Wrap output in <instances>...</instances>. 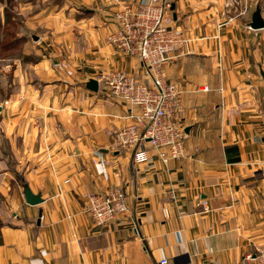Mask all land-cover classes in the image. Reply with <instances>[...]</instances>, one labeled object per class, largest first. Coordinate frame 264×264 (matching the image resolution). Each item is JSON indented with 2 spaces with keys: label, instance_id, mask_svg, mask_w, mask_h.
Masks as SVG:
<instances>
[{
  "label": "crops",
  "instance_id": "obj_1",
  "mask_svg": "<svg viewBox=\"0 0 264 264\" xmlns=\"http://www.w3.org/2000/svg\"><path fill=\"white\" fill-rule=\"evenodd\" d=\"M59 1L30 6L40 57L18 68L0 101V264H257L264 29L248 28L253 12L245 22L207 0H168L188 41L163 69L181 94L186 151L146 171L130 152L109 150L128 108L85 88L101 73L144 81L138 59L109 43L117 0ZM23 186L42 202L27 205ZM112 188L124 191L128 211L97 226L84 196Z\"/></svg>",
  "mask_w": 264,
  "mask_h": 264
},
{
  "label": "built area",
  "instance_id": "obj_2",
  "mask_svg": "<svg viewBox=\"0 0 264 264\" xmlns=\"http://www.w3.org/2000/svg\"><path fill=\"white\" fill-rule=\"evenodd\" d=\"M170 8L168 0H120L108 40L120 55L138 59L144 81L124 72L101 73L96 78L98 89L128 108L123 117L127 124L114 134L109 150L130 152L132 162L146 171L153 169L155 161H178L186 151L179 121L181 94L163 76L164 67L184 55L188 42L175 28ZM168 196L173 198L171 192ZM83 202L84 212L97 226L110 225L128 211L126 195L119 188L86 195ZM200 207L208 211L205 201ZM255 258L257 264H264V246Z\"/></svg>",
  "mask_w": 264,
  "mask_h": 264
},
{
  "label": "rangeland",
  "instance_id": "obj_3",
  "mask_svg": "<svg viewBox=\"0 0 264 264\" xmlns=\"http://www.w3.org/2000/svg\"><path fill=\"white\" fill-rule=\"evenodd\" d=\"M207 1L209 5H219L222 16L240 15L245 22L248 21L249 13L253 12L257 6L261 10L264 8V0ZM59 2V0H0V101L4 100L8 94L7 86L16 83L15 74L18 68H21L24 73L27 65L40 57L32 52L33 37L36 36L35 30L29 26L26 19L31 13L30 6L51 3L57 5ZM118 2L120 0L115 2L111 15L115 12Z\"/></svg>",
  "mask_w": 264,
  "mask_h": 264
},
{
  "label": "water",
  "instance_id": "obj_4",
  "mask_svg": "<svg viewBox=\"0 0 264 264\" xmlns=\"http://www.w3.org/2000/svg\"><path fill=\"white\" fill-rule=\"evenodd\" d=\"M173 6H171L170 10L173 12ZM248 28L252 31H258V30H262L264 29V20L261 16V8L260 7H256V9L253 11L251 17H250V21L248 23ZM33 41H37L36 37H33ZM85 88L93 93H97L98 91V84L96 81L94 80H89L86 84H85ZM23 197H24V201L27 205L30 206H36L38 204H40L42 202V200L40 199L39 195H33L29 189L27 188V186H23Z\"/></svg>",
  "mask_w": 264,
  "mask_h": 264
}]
</instances>
